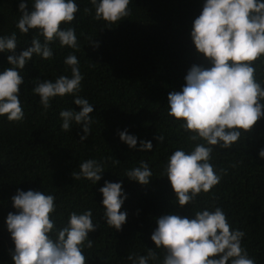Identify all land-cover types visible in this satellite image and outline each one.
Masks as SVG:
<instances>
[{
	"label": "trees",
	"instance_id": "1",
	"mask_svg": "<svg viewBox=\"0 0 264 264\" xmlns=\"http://www.w3.org/2000/svg\"><path fill=\"white\" fill-rule=\"evenodd\" d=\"M20 0H0V37L16 34L15 55L31 47L37 30L21 33L17 28ZM32 10L34 0H25ZM206 0H130V15L116 24L96 20L90 0H75L79 7L71 24L79 50L50 43L53 57L45 60L34 55L20 74L24 83L19 98L24 119L10 122L0 116V264H14L15 245L8 231V214L17 213L12 197L17 190L40 191L55 197L56 211L51 218L55 228L67 225L72 212L92 211L97 231L89 233L92 248H84L86 264H132L129 254L147 255L148 249L158 259L149 264H163L165 250L156 249L151 240L162 215L177 214L193 218L196 211L221 208L232 230L245 233L241 241L255 264H264V117L250 133H242L230 149L214 147L210 163L217 173L223 169L219 185L201 193L193 204L180 207L166 177V166L178 148L190 152L194 144L189 133L168 115V95L181 91L193 65L210 67L199 54L191 38L194 20L201 14ZM91 9L85 13L84 9ZM98 44L99 47H94ZM0 52V73L11 67ZM69 54L79 60L84 79L75 95L94 106L93 123L88 139L75 122L71 130L61 128V110L81 109L73 103L75 95L51 99L45 110L32 89L42 80L53 82L61 75L71 78V68L64 63ZM256 79L264 86V62L257 61ZM127 130L137 138L136 148L122 142L119 132ZM163 136V142L156 137ZM140 141H151V151H140ZM203 143V141H197ZM88 159L101 163L103 173L96 183L74 179L79 164ZM115 160L120 163H115ZM141 162L148 164L152 176L147 185L130 180L126 173ZM105 182L121 183L125 199L121 211L127 213L122 230L107 226L103 196Z\"/></svg>",
	"mask_w": 264,
	"mask_h": 264
},
{
	"label": "clouds",
	"instance_id": "2",
	"mask_svg": "<svg viewBox=\"0 0 264 264\" xmlns=\"http://www.w3.org/2000/svg\"><path fill=\"white\" fill-rule=\"evenodd\" d=\"M95 9L96 20L116 24L130 15V0H90ZM79 7L75 0H34L28 10L25 0L19 2L20 18L17 28L27 34L37 30L43 36L33 37L31 47L15 55V33L0 37V52L13 53L7 57L11 67L0 73V116L10 122L24 119V110L19 98L24 69L34 55L45 60L53 57L50 43L58 40L61 47L79 50L75 29L62 28L71 24ZM85 13L91 9L85 8ZM191 38L199 54L210 67L193 65L185 77L181 91L168 95V115L189 133L187 140L194 144L190 152L183 148L175 150L166 166V177L176 194L180 207L193 204L201 193H209L219 185L226 171L218 174L210 163L214 147L230 149L238 143L242 133H250L264 117V86L256 79L255 62H264V0H206L201 14L194 20ZM94 47H99L98 44ZM64 63L71 68V78L61 75L54 82L42 80L32 89L40 97L47 110L51 99L75 95L84 79L79 60L69 54ZM73 103L81 110H61V128L68 132L75 122L82 126L88 139L93 123L90 114L94 106L87 99L75 95ZM120 140L129 148H136L137 138L127 130L119 132ZM156 139L163 142L164 137ZM197 141H203L198 143ZM151 141H140V151H151ZM264 159V149L259 152ZM115 163H120L115 160ZM79 173L74 179H87L93 183L101 180L103 167L94 159L79 164ZM130 180L147 185L152 172L147 163L126 173ZM105 209L107 226L122 230L127 213L121 208L127 198L121 183L105 182L99 190ZM17 213H9L6 224L15 245L12 253L14 264H86L84 248H92L89 233L97 231L92 211L82 214L72 212L66 226L56 229L51 218L56 211L55 197L40 191H22L12 197ZM157 228L151 236L156 249L163 248V264H255L248 256L241 241L245 233L232 230L226 213L219 207L196 211L193 218L177 214L162 215L156 220ZM132 264H149L158 259L156 251L148 249L147 255L129 254Z\"/></svg>",
	"mask_w": 264,
	"mask_h": 264
}]
</instances>
